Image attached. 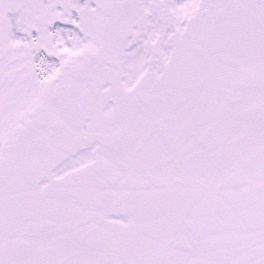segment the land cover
<instances>
[{
	"label": "snow or ice",
	"instance_id": "obj_1",
	"mask_svg": "<svg viewBox=\"0 0 264 264\" xmlns=\"http://www.w3.org/2000/svg\"><path fill=\"white\" fill-rule=\"evenodd\" d=\"M0 264H264V0H0Z\"/></svg>",
	"mask_w": 264,
	"mask_h": 264
}]
</instances>
